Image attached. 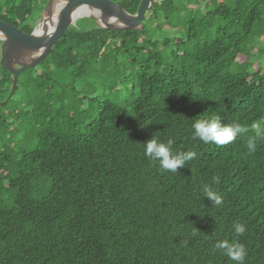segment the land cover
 Returning a JSON list of instances; mask_svg holds the SVG:
<instances>
[{"label": "trees", "instance_id": "obj_1", "mask_svg": "<svg viewBox=\"0 0 264 264\" xmlns=\"http://www.w3.org/2000/svg\"><path fill=\"white\" fill-rule=\"evenodd\" d=\"M47 2L0 0V19L31 32ZM88 21L0 105V264H236L222 240L264 264V140L247 148L264 121V0H155L139 30ZM11 87L0 65V103ZM215 117L249 131L195 138ZM153 138L196 156L165 170Z\"/></svg>", "mask_w": 264, "mask_h": 264}, {"label": "water", "instance_id": "obj_2", "mask_svg": "<svg viewBox=\"0 0 264 264\" xmlns=\"http://www.w3.org/2000/svg\"><path fill=\"white\" fill-rule=\"evenodd\" d=\"M54 0H48L44 10H49ZM62 9L58 14L55 28L51 32L38 33V23L31 32H26L0 19V65L12 75V87L5 102L17 88L18 75L42 63L50 54L54 45L62 38L65 32L76 24L79 18L73 13L79 6H90L98 10L104 17L115 20L117 25H101L99 27L110 30H139L147 10L155 0H141L135 14L127 12L115 0H62ZM87 17V16H86ZM81 18V17H80ZM43 19L42 14L40 21Z\"/></svg>", "mask_w": 264, "mask_h": 264}, {"label": "clouds", "instance_id": "obj_3", "mask_svg": "<svg viewBox=\"0 0 264 264\" xmlns=\"http://www.w3.org/2000/svg\"><path fill=\"white\" fill-rule=\"evenodd\" d=\"M254 135L250 136L247 140V148L249 153L256 151V141L264 140V121H257L251 125ZM194 137L200 139L204 143L214 142L217 144H226L239 136L246 133L249 129L239 123H232L227 126H222L218 117L212 119H198L193 124ZM173 140L168 139L167 142H161L157 138H153L146 143L145 152L152 160H158L161 167L165 170L175 172L178 167L184 165L188 160L195 158L196 153L188 151L186 154H172ZM218 180V177H213ZM205 194L217 205L222 203V198L216 195L213 191L209 190L206 186ZM235 231L238 235L245 232V228L241 224H235ZM218 249L224 250L228 258L236 264H243L246 256V248L243 244L237 242H229L228 240L219 241L216 244Z\"/></svg>", "mask_w": 264, "mask_h": 264}, {"label": "bare ground", "instance_id": "obj_4", "mask_svg": "<svg viewBox=\"0 0 264 264\" xmlns=\"http://www.w3.org/2000/svg\"><path fill=\"white\" fill-rule=\"evenodd\" d=\"M63 5H56L53 6L51 11L46 14L45 17L38 23L37 32L38 33H45V32H51L57 23L58 20V14L60 10L62 9ZM84 14L88 16H93L99 24L101 25H108V26H115L117 23L114 19L109 17H104L98 10L90 7V6H79L74 10L73 15L76 18H79L80 16H83ZM1 37V35H0Z\"/></svg>", "mask_w": 264, "mask_h": 264}, {"label": "rangeland", "instance_id": "obj_5", "mask_svg": "<svg viewBox=\"0 0 264 264\" xmlns=\"http://www.w3.org/2000/svg\"><path fill=\"white\" fill-rule=\"evenodd\" d=\"M63 5L64 4V2L62 1V0H54L53 2H52V4H51V6L49 7V10H43L42 11V17H45L46 16V14H48V12L49 11H51V9H52V7L53 6H56V5ZM41 16V15H40ZM87 16V17H86ZM81 17V18H80ZM79 17V19H81L82 21H81V24H82V26H87L89 23V21H88V18H92V17H89L88 15H86V14H84L83 16H80ZM93 19V18H92ZM93 20H95V19H93ZM40 22V17H38V19H37V23H39ZM95 22H96V20H95ZM97 24V23H96ZM82 26L79 24V25H74L73 27H76V28H79V29H81L82 28ZM38 65H36L35 67H37ZM40 69H41V67L39 66V67H37L36 69H35V72L36 73H40ZM76 81V80H75ZM76 86H78L79 85V82L78 81H76V82H73ZM89 85L91 86L90 87V89H91V91H95V88L89 83Z\"/></svg>", "mask_w": 264, "mask_h": 264}]
</instances>
